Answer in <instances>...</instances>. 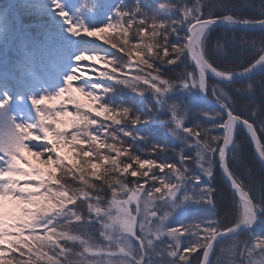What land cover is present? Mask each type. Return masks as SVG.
Masks as SVG:
<instances>
[{"label":"snow or ice","instance_id":"snow-or-ice-1","mask_svg":"<svg viewBox=\"0 0 264 264\" xmlns=\"http://www.w3.org/2000/svg\"><path fill=\"white\" fill-rule=\"evenodd\" d=\"M38 5L45 64L26 43L20 76L0 77V264H264V0ZM18 23L0 22V43ZM88 60L110 70L85 79Z\"/></svg>","mask_w":264,"mask_h":264},{"label":"trees","instance_id":"trees-1","mask_svg":"<svg viewBox=\"0 0 264 264\" xmlns=\"http://www.w3.org/2000/svg\"><path fill=\"white\" fill-rule=\"evenodd\" d=\"M81 1V0H80ZM30 2L28 4V8L31 9L29 12H25L21 8V0H0V22L4 25L12 23L19 18V23L17 24V29L19 33L12 37L7 45L0 43V77H3L5 71L9 75L20 76V71L17 69L16 65L18 61L25 60L26 64L28 63L25 57V44L27 43V51L33 52L35 54V63L38 66L45 64V57L43 54V49L48 45V35L51 31H54V27H52L53 22L46 20L45 15L42 14V10L38 4L39 0H28ZM146 3L155 5L160 2V0H145ZM223 31L221 28H217L212 33V41L214 43L216 37L220 35ZM115 33L104 34L106 37L109 35H114ZM241 33L237 32V36H240ZM248 36L259 37L261 34L259 32H249ZM23 37V39H21ZM113 51H116L113 49ZM235 51L241 58L247 60L249 55L247 53H241L239 48L233 49L229 46V53L231 54ZM218 62L221 65L231 64L233 61L230 59V56H222L218 58ZM238 62V61H237ZM5 70V71H4ZM39 70V67L38 69ZM262 77L257 76L254 79L259 80ZM28 79V78H26ZM18 83V82H17ZM18 86V85H17ZM150 99V98H149ZM257 103H260L259 92H257ZM164 129L162 128H153V139L160 140L162 139V134ZM63 142V141H62ZM70 149L74 152L73 159L67 157V155H63L65 157V161L68 164H76L80 165L81 160L76 155V150L70 146ZM82 147H86L83 145ZM244 158L248 161H252V148L248 142H244L242 145ZM254 171H258L260 168L259 162L256 161L253 163ZM59 175V172H57ZM47 176V175H46ZM220 187H224L226 190V186L219 185ZM221 218H223V213H220Z\"/></svg>","mask_w":264,"mask_h":264},{"label":"rangeland","instance_id":"rangeland-1","mask_svg":"<svg viewBox=\"0 0 264 264\" xmlns=\"http://www.w3.org/2000/svg\"><path fill=\"white\" fill-rule=\"evenodd\" d=\"M39 2H41L40 4H45V3H50V0H39ZM66 3H68L69 6H71V7H75V6L79 5L81 3V1L80 0H66ZM41 12H42L43 15H45L44 18L46 20H49V21L53 22L52 19H51L50 14L47 11H43L42 10ZM57 19L59 20L61 18L57 17ZM5 25H8V24H5ZM52 27H53V24H52ZM106 34H110V33H106ZM88 64H95V65H97V68L94 71H86V72H84L83 73V77L85 79H89V78H93L94 79V78H96V76L98 75L99 70H110V66L109 65H106L103 61H95V60H88L86 64L82 63L81 64V68H87ZM37 66H38V64H37ZM76 73L80 74V69H77ZM17 78H18V76H17ZM26 78H28V77L26 76L25 79ZM79 84H80V81H74L73 82V87L77 88L79 86ZM17 85L19 86V82L17 83ZM74 95L79 97V99L84 101L85 103H89L87 98L84 97L78 91L75 92ZM67 100H68V95L65 94V96L62 97L61 99L56 100V101H49L47 103H49L50 105L55 106V107L58 108L61 103H66ZM67 107H68V111L69 112H73L75 110V106L73 104H68ZM62 119L67 122V127L70 128L71 127V122H72V117L69 115V116L62 117ZM65 126L66 125H61V127H65ZM60 153H61V155H67V157L70 158V159L74 158V156H73L74 152L70 149L69 145L65 144L62 141L60 142ZM26 155H28L29 159L32 160L33 164L36 167L41 168L44 171L45 176L51 171H56L54 166L45 165L41 158L32 156L31 154H28V153H26Z\"/></svg>","mask_w":264,"mask_h":264}]
</instances>
